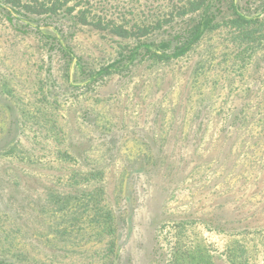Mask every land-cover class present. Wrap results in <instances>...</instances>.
I'll list each match as a JSON object with an SVG mask.
<instances>
[{
	"label": "rangeland",
	"instance_id": "374dc122",
	"mask_svg": "<svg viewBox=\"0 0 264 264\" xmlns=\"http://www.w3.org/2000/svg\"><path fill=\"white\" fill-rule=\"evenodd\" d=\"M191 1L0 0V264H264V0Z\"/></svg>",
	"mask_w": 264,
	"mask_h": 264
},
{
	"label": "trees",
	"instance_id": "16d2710c",
	"mask_svg": "<svg viewBox=\"0 0 264 264\" xmlns=\"http://www.w3.org/2000/svg\"><path fill=\"white\" fill-rule=\"evenodd\" d=\"M208 1H212V0H208ZM198 1L196 0V1H191L190 3H189V6H190V8H191V11H193V12H195V11H198L199 10V8H200V4H198L197 3ZM209 7V5L207 6V8ZM106 17V16H105ZM202 17H203V26H202V28L200 29V28H198V27H196V28H194L193 29V31H191V33H190V35H189V39H187V41H186V43L173 55V56H181V55H183V54H185L188 50H189V46L194 42V41H196L200 36H201V34H202V32H203V30L205 29V28H207L208 27V24H209V22H207V19H208V17H207V15H206V13H203V15H202ZM237 21L239 22V23H247V22H249L247 19H245L244 17H242V16H238L237 17ZM102 22H103V20L102 19H99L98 21H96V23H95V27L96 28H98V29H107V28H109V26L111 25L113 28L115 27V26H117V25H115V24H113V23H109L110 21H108V18H107V24L106 25H102ZM202 24V23H201ZM135 27H137V30L139 31V30H141V29H139V27L138 26H135ZM115 32H116V34L118 35V36H126L127 35V31H126V29H124L122 26L121 27H118L117 29H115L114 30ZM162 58L163 57H166L167 55H160Z\"/></svg>",
	"mask_w": 264,
	"mask_h": 264
},
{
	"label": "water",
	"instance_id": "95a60500",
	"mask_svg": "<svg viewBox=\"0 0 264 264\" xmlns=\"http://www.w3.org/2000/svg\"><path fill=\"white\" fill-rule=\"evenodd\" d=\"M198 39H199V38H198ZM198 39H197V40H198ZM197 40H196V41H197ZM196 41H194V42L189 46V49L194 45V43H195Z\"/></svg>",
	"mask_w": 264,
	"mask_h": 264
}]
</instances>
